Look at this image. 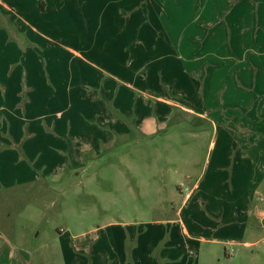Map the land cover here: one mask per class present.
<instances>
[{
    "label": "crops",
    "instance_id": "0c3cea01",
    "mask_svg": "<svg viewBox=\"0 0 264 264\" xmlns=\"http://www.w3.org/2000/svg\"><path fill=\"white\" fill-rule=\"evenodd\" d=\"M22 11L34 21L38 19L42 30L63 28L54 24L56 11L46 7L43 13L38 12L35 0H0V212L12 203L17 193L27 192L38 184L46 186L47 179L58 172L57 166H61L62 172H73L84 166L87 154H99L118 140H127L133 132L146 138L156 135L164 130L171 115L183 119L196 117L213 129V150L208 157L209 166L200 173L193 187L181 190L186 192L182 194V204L174 215L152 222L162 230L156 239L149 240L146 227L149 222L141 221L145 229L115 232L109 240L121 239L122 245L115 241L110 251L101 247L93 249L92 260L98 264H197L205 244L242 243L245 228L256 222L259 202L264 200V193H260L264 185V135L252 129L253 123L264 119V54H261L264 40L254 38L261 52L253 56L252 65L246 68L248 74H236V67H226L223 73L221 66H226L223 61L227 58L222 54L216 58L206 55L201 61L173 54L168 57L173 59L170 65L175 67L158 65L160 60L156 66L154 61L150 65L148 55L144 54L150 53L148 33L144 35L147 49L136 57L140 66L138 74H51L47 69L42 71V62L34 51L28 48L22 53L21 34L32 38L34 44L39 38L38 27H33L30 20L23 15L22 20L15 19L14 14L20 15ZM208 25L207 28L203 24L189 35L190 48L199 46L195 54L197 50L200 53L229 43L235 47L229 25ZM99 30L104 31L103 25ZM171 31L163 30V38L154 45L182 46L183 40H177ZM39 42L52 50L49 40ZM120 45L128 43L123 41ZM67 48L74 57L86 60L77 49ZM22 55L26 58L25 67L28 66L26 72L20 64ZM115 60L112 56L107 61ZM28 64L33 66L31 72ZM255 69L258 73H254ZM86 95L93 97L89 100ZM134 95L141 96L134 102L136 110H132ZM97 96H107L113 105L120 102V113L125 112L122 114L128 119L108 122L109 109ZM91 110L103 112L99 127L86 120V113ZM240 112L246 114L245 118L240 117ZM219 184L228 185L235 199L241 194V200L231 205L223 204L222 200L212 201L211 191ZM234 220L241 224L228 225ZM244 243L253 245L250 241ZM4 244L11 245L8 233H0V264H4L1 257ZM84 247L81 248L85 252ZM14 255L10 250L7 257L12 260Z\"/></svg>",
    "mask_w": 264,
    "mask_h": 264
},
{
    "label": "rangeland",
    "instance_id": "374dc122",
    "mask_svg": "<svg viewBox=\"0 0 264 264\" xmlns=\"http://www.w3.org/2000/svg\"><path fill=\"white\" fill-rule=\"evenodd\" d=\"M47 1L49 3L35 0V8L40 13L46 7L54 9V24L63 28L42 30L39 20L34 21L24 11L14 15L16 20H22L24 16L33 27H38V42L34 44V40L24 34L18 42L23 54L28 48L34 51L40 57L42 71L47 69L51 74H138L140 66L136 57L147 49L144 37L147 33L151 41L150 53L144 54L148 55L150 65L154 61L156 66L157 60H160L158 65H170L173 59L168 56L173 54L188 60L199 58L200 61L206 55L216 58L222 54L227 58L223 61L226 66H221L223 73L226 67H236V74H248L246 68L252 65L253 56L261 52L254 38L264 40V0ZM63 11L67 14L61 15ZM72 11L76 13L74 16L70 14ZM235 12L244 15L237 16ZM62 18L67 20L62 21ZM208 23L212 26L229 25L232 37L234 33L235 47L229 43L200 53L197 50L196 55L199 46L190 48L189 35L203 24L208 28ZM102 25L104 31L99 30ZM233 26H236L234 32ZM127 27L130 28L128 32L125 31ZM167 28L177 40H183L182 46L154 45L157 39L163 38V30ZM40 39L49 40L53 44L52 50L44 48ZM123 41L128 45L121 46ZM67 46L80 51L88 62L74 57ZM24 56L20 64L26 72L28 66L23 63L26 61ZM112 56L117 60L108 62ZM170 66L175 67L174 64ZM32 67L29 65L30 72ZM178 67L180 71V63ZM149 70H152L151 66ZM254 71L258 73V70ZM90 97L93 95H86L89 100ZM97 97L109 109L108 122L128 119L122 114L125 112L120 113V102L113 105V100L107 96ZM138 97L141 96L134 95L132 99V110H136L134 102ZM94 111L86 113L88 119H85L90 125L99 127V116L103 112ZM240 113V117L245 118L246 114ZM204 122L196 117L183 119L171 115L164 130L156 135L146 138L133 132L127 140H118L99 154H87L84 166L73 172H62L61 166H57L58 172L47 179L46 186L38 184L27 192L17 193L12 203L0 212V233H8L11 239V245H3L5 251L1 257L4 264H98L92 260L93 249L101 247L110 251L116 239L113 242L109 239L115 236V232L147 227L149 240L156 239L162 230L152 222L174 215L183 202L182 194L186 193L181 190L193 187L200 173L209 166L213 129ZM229 191L228 185L219 184L211 191L214 195L212 201L237 204L242 195L235 199ZM260 193H264V185ZM258 207L259 217L248 225V229L245 228L242 243L205 244L197 264H264V200ZM141 221L149 222L148 226L141 225ZM130 223H134L133 227ZM239 224L235 220L228 223ZM122 241L116 242L122 245ZM246 241L253 245L246 246ZM84 246L85 252L82 250ZM10 250L15 254L12 260L7 257Z\"/></svg>",
    "mask_w": 264,
    "mask_h": 264
},
{
    "label": "trees",
    "instance_id": "16d2710c",
    "mask_svg": "<svg viewBox=\"0 0 264 264\" xmlns=\"http://www.w3.org/2000/svg\"><path fill=\"white\" fill-rule=\"evenodd\" d=\"M1 10L3 12H6V10L3 7H1ZM252 129H253L254 132L261 133V134L264 135V119L260 120V121H258L256 123H253Z\"/></svg>",
    "mask_w": 264,
    "mask_h": 264
}]
</instances>
